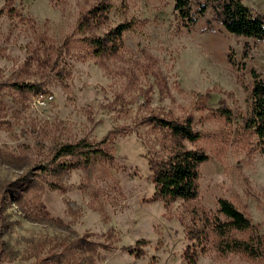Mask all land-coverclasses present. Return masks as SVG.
I'll use <instances>...</instances> for the list:
<instances>
[{
    "label": "rangeland",
    "instance_id": "374dc122",
    "mask_svg": "<svg viewBox=\"0 0 264 264\" xmlns=\"http://www.w3.org/2000/svg\"><path fill=\"white\" fill-rule=\"evenodd\" d=\"M98 2L108 4L109 13L94 32L120 24L129 29L117 54L96 58L76 24ZM204 2L191 0L192 13ZM241 2L264 15V0ZM174 4L0 0V183L16 181L61 145L82 139L100 143L107 154L90 165L48 173L23 204L7 197L0 264H55L53 255L83 236L105 248L94 255L73 251L75 264H187L188 247L195 264H264L238 252L219 253L211 232L207 241L189 242L183 225L191 216L181 200L167 210L161 201L147 202L155 193L148 161L166 155L170 140L146 119L191 116L200 138L183 145L208 156L199 167L198 216L224 221L217 202L226 199L264 241V150L238 123L251 109L253 73L264 77V39L228 34L211 8L186 27ZM66 38L70 50L58 52L55 70L39 68L36 56ZM21 83L40 92L22 91L16 87ZM224 106L231 120L217 112ZM136 246L144 253L140 258L122 250Z\"/></svg>",
    "mask_w": 264,
    "mask_h": 264
},
{
    "label": "trees",
    "instance_id": "16d2710c",
    "mask_svg": "<svg viewBox=\"0 0 264 264\" xmlns=\"http://www.w3.org/2000/svg\"><path fill=\"white\" fill-rule=\"evenodd\" d=\"M208 8H211L220 25L228 34L256 40L264 39V15L249 9L241 0H205L203 4L198 5L195 13H192L191 0H175L174 4L175 12L178 13L186 27H193ZM108 13L109 5L98 2L83 11L76 24L77 33L80 34L82 41L91 48V52L96 58L117 54L122 34L129 29V25L120 24L114 28L106 29L101 34L94 32L93 29L98 28L99 21L103 20ZM70 46V39L66 38L60 47H52V49L41 53L42 56L37 55L36 60L39 68L45 71L47 68L55 70L58 59L56 55L61 50L69 52ZM56 74L60 75V71H57ZM253 78L251 109L247 114L239 116L238 123L241 131L252 133L264 150V77L253 73ZM16 87L22 91L40 92L35 84L21 83ZM217 112L226 120L232 119L231 111L225 106ZM146 122L164 130L170 140L166 155L148 161L155 193L152 199L147 202L161 201L166 210L176 200L187 204L186 209L191 219L188 224L184 223L183 226L189 242L195 240L201 242L203 239L207 241L211 232L217 239L215 248L219 253L238 252L253 262L264 260V241L257 228L228 200L219 199L217 202V213L224 218V221L218 216L211 219L207 214L206 217L198 216L199 167L208 160V156L200 149H189L183 145V142L197 143L200 138V135L192 127V117L178 120L151 115L146 119ZM106 157L107 154L101 148L100 143L92 144L86 139L61 145L52 153L50 159L38 163L21 178L14 182L0 183V223L4 222V209L8 196L14 198L16 203L23 204L39 184L44 186V180L48 173L55 176L65 172L68 168L82 164L90 165L95 159H106ZM65 158L75 162L68 165L61 161ZM32 170L35 171L34 174ZM48 185L52 188H60L56 184L48 183ZM197 220L201 226L198 229L196 228ZM233 232L245 233L247 236L245 239H235L231 235ZM89 239V236L76 238L71 244L64 245L59 253L54 254L51 261L55 264H75V262H70V257H73L74 252H86L94 255L99 249L105 248V246L91 242ZM140 243L144 242L137 241L136 245L139 246ZM137 246L136 248L124 247L122 250L140 258L144 253ZM5 250V243L0 241V252L4 254ZM190 251L191 248L188 247L184 258L187 264H195L194 256L189 255ZM0 255L2 254L0 253Z\"/></svg>",
    "mask_w": 264,
    "mask_h": 264
},
{
    "label": "built area",
    "instance_id": "2783aa9c",
    "mask_svg": "<svg viewBox=\"0 0 264 264\" xmlns=\"http://www.w3.org/2000/svg\"><path fill=\"white\" fill-rule=\"evenodd\" d=\"M42 95H40V97H41Z\"/></svg>",
    "mask_w": 264,
    "mask_h": 264
}]
</instances>
